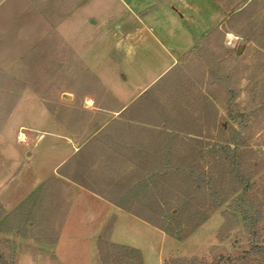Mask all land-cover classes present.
I'll return each instance as SVG.
<instances>
[{
	"label": "rangeland",
	"instance_id": "1",
	"mask_svg": "<svg viewBox=\"0 0 264 264\" xmlns=\"http://www.w3.org/2000/svg\"><path fill=\"white\" fill-rule=\"evenodd\" d=\"M192 53L198 63L189 59L184 70L176 67ZM174 60V69L162 74ZM212 69L224 79L209 78ZM201 83L217 99L220 124L227 126L230 107L250 116L246 132L241 118L230 120L228 135L218 124L215 141L237 132L248 141L239 170L251 180L248 199L260 202L264 214V0H0V203L6 212L0 245L6 256L15 264H105L97 242L111 220V242L137 250L142 264L195 258L213 264L215 256L248 251L243 221L225 215L233 213L229 204L208 213L211 200L203 193L196 202L205 203L200 213L210 215L191 231V206L180 209L186 193L180 187L153 198L155 207L173 213L168 218L178 237L138 217L106 212L88 197L76 201L63 229L57 215L53 233L61 236L55 246L40 243L22 213L28 204L33 212L36 203L40 210L53 208L54 168L67 153L68 137H90L102 123L98 112L115 106L108 101L125 104L145 95L140 104L164 89L166 106L194 102L189 88L198 90ZM261 228L264 239V218Z\"/></svg>",
	"mask_w": 264,
	"mask_h": 264
},
{
	"label": "trees",
	"instance_id": "2",
	"mask_svg": "<svg viewBox=\"0 0 264 264\" xmlns=\"http://www.w3.org/2000/svg\"><path fill=\"white\" fill-rule=\"evenodd\" d=\"M215 70L212 69L210 71L209 78L212 79L215 76L217 80L222 81L224 78L221 76L218 78ZM211 81L209 82L212 83ZM201 84L202 86H198L200 88L198 93H196L194 102H192V100L184 102L177 100L179 102L177 104V101L174 103L172 100L171 105L166 106L162 98L164 89L158 92L159 97H155V101H153L152 105L158 112L163 114L171 112L172 114L175 113L184 116V118H182L185 122L184 126L182 120L171 118L169 115L157 120V124L159 123L160 125L171 127L176 131L185 132L186 134L183 138L186 137V140H181V142H186L185 144L188 149L181 152L172 150L168 153L170 155L169 165L163 167L139 168V179L134 186L138 188V204L139 208L143 211L134 215L160 229L165 234L178 237L180 233L178 232L177 226L175 225V227L174 221L171 222L168 218L171 216L173 217V213L164 210L161 204L159 206V201H157V208L154 206L153 198L155 193L161 194V197L156 196V198L160 200V198H167L171 193V189L180 187L186 191L183 196L185 200L184 202L181 201L182 206H180V209H187L191 206L190 213L193 218L191 216L187 218L188 226L191 231H193L195 227H200L212 212L220 210L222 207L229 204V209H232L233 213L226 211L225 215L227 213L234 214L243 221L244 231L249 236L250 249L238 257L224 255L215 256L213 264H264V239L261 228L264 218L263 209L260 202L256 205L252 200L248 199V190L251 185V180L248 174L245 175L240 172L238 163L239 153L242 149L247 147L248 141H241V133L237 132L236 136L228 137L223 142L219 141L220 139L215 141L216 139L213 138V144H211L209 140H207V142L205 141L206 139H210V135L207 134L206 136L201 132L204 126L210 125V116L213 115V117H215V114L218 115V124L221 125L223 134L228 135L229 129L233 130V128H231L232 123H229L230 120L233 122L240 120V118V128L242 132H246L250 116L241 115L239 113L235 114L232 107H230L227 112V117L225 116V118H227L225 121L227 126H225V124H220L222 116L220 117L219 114V107L216 103L217 99L215 100L214 95L208 92L209 86L205 88L203 83ZM235 97L236 96L233 95V97L230 98L229 105H232ZM178 122H182L181 125L178 126ZM214 124L215 122L213 120V125ZM97 128L98 126H95V129ZM174 138H171L172 142ZM176 138H180L179 135H176ZM177 139L175 140L177 141ZM218 168L220 169L218 170ZM87 169L89 170L88 174H90V164L87 166ZM207 189L209 190L208 192ZM198 193H203V195L211 200L209 202L210 210L208 211L210 214L200 213L201 209L199 206L201 205L204 207L205 203H199L200 205L198 206L196 201L201 197L198 196ZM191 198L192 201L187 205L186 199L189 202ZM162 204L164 203L162 202ZM30 205L32 204H28V207L26 206V209L22 213H25L26 220L28 218V220L34 223V226L31 227V231L34 229L33 231L37 230L39 232L38 234L36 231L38 234L36 237H40V243L55 245L58 241L59 232L54 234L52 226L57 216L53 215L49 209L48 211L44 209L43 211L39 210L38 212L32 213L30 211ZM5 214L6 212L0 203V225L3 223L2 220ZM59 216L64 219L65 214ZM112 227L113 224L110 223L98 239L99 253L105 264H142V257L137 250L124 248L121 245H115L110 242ZM230 231L231 230L228 232ZM173 261L175 264H207V261L198 260L196 258L193 260L178 259ZM0 264H15L13 256L10 259L6 256L2 249V245H0Z\"/></svg>",
	"mask_w": 264,
	"mask_h": 264
},
{
	"label": "crops",
	"instance_id": "3",
	"mask_svg": "<svg viewBox=\"0 0 264 264\" xmlns=\"http://www.w3.org/2000/svg\"><path fill=\"white\" fill-rule=\"evenodd\" d=\"M182 18H184L183 15ZM193 55L195 53L186 54L178 63L176 60L172 61L171 65L162 74L170 71L176 63V67L179 66L180 70H184L182 65L189 59L193 60L194 64L198 63L200 60L198 58H196V61L192 59ZM179 77L176 76L172 81H177ZM189 90L190 92H187L191 95L192 93L196 95L199 91V89L192 91L191 87ZM142 97H145V95L135 97L134 101L125 104L113 98V100L108 101L115 104L113 109H104L98 112L97 115H99L102 123L98 125L96 131L90 137L87 139L80 135L68 137L67 153L54 168L51 186L53 208L49 209L56 216L65 214L61 222L62 229L63 224L69 219L76 201L88 197L99 201L106 212L135 216L134 214L139 213V192L138 188L134 186L139 179V168L169 165L170 155L168 153L172 150L181 152L188 149L186 142H181V140H186V137L183 138L185 132L157 124V120L166 115L180 121L184 116L172 114L171 112L165 114L158 112L152 105L155 98H148L140 104H136L137 99H144ZM210 120V125L204 126L201 132L206 136L209 134L210 139L206 140L212 143L213 138L217 139L215 130L218 126V115L215 114V117L211 115ZM181 123L178 122V126ZM184 123L183 121V126ZM209 128L210 130H208ZM176 135H179L180 138L177 139ZM59 136L57 134L53 135L57 139H59ZM55 138L53 144L58 146V140H55ZM171 138H174L173 142ZM89 164L91 166L90 174H88L89 170L87 169ZM35 206V212H38L40 204L36 203ZM44 209L47 210L43 207L42 211ZM61 209H65V211L62 212ZM110 223L113 224V232V220L106 224L102 232ZM60 236L59 233L55 246L59 244Z\"/></svg>",
	"mask_w": 264,
	"mask_h": 264
},
{
	"label": "water",
	"instance_id": "4",
	"mask_svg": "<svg viewBox=\"0 0 264 264\" xmlns=\"http://www.w3.org/2000/svg\"><path fill=\"white\" fill-rule=\"evenodd\" d=\"M242 48H243V45L241 44L240 47L238 48V52H239V53H241ZM65 97L68 98V99H71L70 96H65Z\"/></svg>",
	"mask_w": 264,
	"mask_h": 264
},
{
	"label": "bare ground",
	"instance_id": "5",
	"mask_svg": "<svg viewBox=\"0 0 264 264\" xmlns=\"http://www.w3.org/2000/svg\"><path fill=\"white\" fill-rule=\"evenodd\" d=\"M232 37V35L230 36V38ZM90 103V102H89ZM24 136V135H23ZM25 137V136H24Z\"/></svg>",
	"mask_w": 264,
	"mask_h": 264
}]
</instances>
